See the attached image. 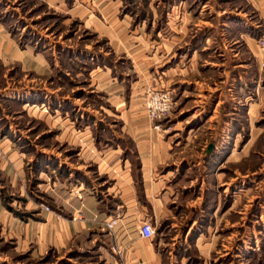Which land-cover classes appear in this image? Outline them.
<instances>
[{
	"label": "rangeland",
	"instance_id": "obj_1",
	"mask_svg": "<svg viewBox=\"0 0 264 264\" xmlns=\"http://www.w3.org/2000/svg\"><path fill=\"white\" fill-rule=\"evenodd\" d=\"M259 1L0 0V264L123 263L98 165L113 173L101 149L123 140L140 167L119 135L150 123L149 89L174 101L161 264H264ZM48 215L86 226L46 244Z\"/></svg>",
	"mask_w": 264,
	"mask_h": 264
},
{
	"label": "crops",
	"instance_id": "obj_2",
	"mask_svg": "<svg viewBox=\"0 0 264 264\" xmlns=\"http://www.w3.org/2000/svg\"><path fill=\"white\" fill-rule=\"evenodd\" d=\"M259 2L263 4L264 0ZM263 5L261 12L264 16ZM121 130L119 136H124L123 138L138 151L137 158L141 163L138 169L132 168V160L124 156L125 151L131 148L121 144L123 140L101 149L104 161L113 163V173L110 170L102 171L100 166L103 167V164L98 165V173L105 182L113 179L107 189L114 187V190L109 191L108 197L106 195V198L102 199L111 209L107 210V220L117 216V213L120 214L119 224L110 233L114 235L112 242L123 252L122 264H161L160 254L152 239L141 237L139 227L142 221L151 220L152 217L165 218L168 214V205L172 203L168 200L165 189L170 171L158 169L164 164L166 134L164 129L154 128L151 123H126ZM107 155H111L110 161ZM82 222L80 224L78 221H71V224L60 222L58 228L54 218L48 215L44 225L49 229L43 233L41 239H44L46 244L52 242L61 248L68 247L74 241L76 233L86 226L85 221Z\"/></svg>",
	"mask_w": 264,
	"mask_h": 264
},
{
	"label": "built area",
	"instance_id": "obj_3",
	"mask_svg": "<svg viewBox=\"0 0 264 264\" xmlns=\"http://www.w3.org/2000/svg\"><path fill=\"white\" fill-rule=\"evenodd\" d=\"M260 47L264 50V35L260 38ZM173 97L171 92L166 90L149 89L146 97V114L149 122L154 128H161V121L168 117L173 110ZM120 222V216H115L106 223V227L112 231ZM141 237L153 239L156 230L151 220H144L139 227Z\"/></svg>",
	"mask_w": 264,
	"mask_h": 264
}]
</instances>
